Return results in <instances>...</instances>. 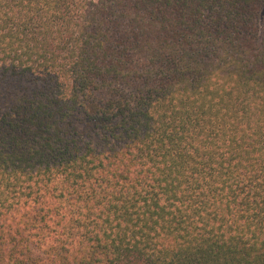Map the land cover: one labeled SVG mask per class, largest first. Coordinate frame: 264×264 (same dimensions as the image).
I'll list each match as a JSON object with an SVG mask.
<instances>
[{"label":"trees","instance_id":"trees-1","mask_svg":"<svg viewBox=\"0 0 264 264\" xmlns=\"http://www.w3.org/2000/svg\"><path fill=\"white\" fill-rule=\"evenodd\" d=\"M5 215L59 264H264V0H0Z\"/></svg>","mask_w":264,"mask_h":264},{"label":"clouds","instance_id":"clouds-1","mask_svg":"<svg viewBox=\"0 0 264 264\" xmlns=\"http://www.w3.org/2000/svg\"><path fill=\"white\" fill-rule=\"evenodd\" d=\"M91 2L98 6L102 5V0H91ZM104 10L106 11V9ZM47 163L56 165L59 161L52 159ZM44 179L46 182L48 180L55 182L58 177L56 172L53 171L46 174ZM5 221H8L7 215L0 221V224H4V230L0 231V237H3V239H0V264H59L58 249L48 245L39 246V248L34 247L35 241L25 236H16L14 232L8 229V225L4 223ZM10 237L13 239H10ZM187 247L188 244L183 240H178L175 237L167 239L161 235L152 242V247L149 249L141 246V251L145 252L146 256L155 257L164 253H175ZM52 249H55V251H52ZM161 258L163 257L161 256ZM139 264H144V261L141 260Z\"/></svg>","mask_w":264,"mask_h":264}]
</instances>
